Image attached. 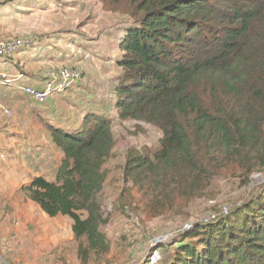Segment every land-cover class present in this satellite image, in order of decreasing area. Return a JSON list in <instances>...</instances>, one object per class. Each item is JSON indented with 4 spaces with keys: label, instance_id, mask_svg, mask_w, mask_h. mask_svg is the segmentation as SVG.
Returning <instances> with one entry per match:
<instances>
[{
    "label": "trees",
    "instance_id": "1",
    "mask_svg": "<svg viewBox=\"0 0 264 264\" xmlns=\"http://www.w3.org/2000/svg\"><path fill=\"white\" fill-rule=\"evenodd\" d=\"M108 1H127L133 17L117 39L120 72L108 102L120 120L161 131L157 149L131 150L123 163L138 192L151 196L147 210L208 195L228 166L253 184V173L264 174V0ZM111 122L88 112L73 133L48 126L62 152L55 178L36 175L23 186L47 216L70 217L82 261L109 248L98 194ZM237 200L171 241L164 264H264V184Z\"/></svg>",
    "mask_w": 264,
    "mask_h": 264
},
{
    "label": "rangeland",
    "instance_id": "2",
    "mask_svg": "<svg viewBox=\"0 0 264 264\" xmlns=\"http://www.w3.org/2000/svg\"><path fill=\"white\" fill-rule=\"evenodd\" d=\"M131 12L127 1L0 0V42L32 39L30 46L0 58V73H23L12 85L0 84V264H149L151 251L160 253L164 264L175 247L169 243L191 228L185 225L208 220L210 211L226 215L234 201L264 184V174L253 173L247 187L239 171L228 166L214 174L208 195L147 210L151 196L138 192L123 174V163L131 150L157 149L161 131L142 121L120 120L108 102V86L120 72L117 39L133 22ZM62 65L77 67L79 79L64 92L37 102L21 90L26 84L41 89L48 71ZM92 111L112 120L114 146L98 194L100 230L109 248L82 261L70 217L47 216L23 186L36 175L55 178L62 152L47 127L75 132Z\"/></svg>",
    "mask_w": 264,
    "mask_h": 264
},
{
    "label": "built area",
    "instance_id": "3",
    "mask_svg": "<svg viewBox=\"0 0 264 264\" xmlns=\"http://www.w3.org/2000/svg\"><path fill=\"white\" fill-rule=\"evenodd\" d=\"M32 44V39H17L7 40L0 42V58L9 57L16 53L20 48H26ZM78 72L77 67H70L62 65L54 70L48 71L46 78L42 84V88L38 89L29 84L20 86L21 90L27 95L31 96L37 102H43L47 100L53 94L64 92L72 84L79 81L75 73ZM58 76L59 78H55ZM23 77V73H17L13 77L5 73H0V83L6 85H12L15 80ZM191 227L192 224L185 225ZM160 253L153 251L149 256V264H156L159 261Z\"/></svg>",
    "mask_w": 264,
    "mask_h": 264
},
{
    "label": "crops",
    "instance_id": "4",
    "mask_svg": "<svg viewBox=\"0 0 264 264\" xmlns=\"http://www.w3.org/2000/svg\"><path fill=\"white\" fill-rule=\"evenodd\" d=\"M8 75H9V74H8ZM92 112H97V111H92ZM97 113H98V112H97ZM99 114H101V113H99ZM80 124H81V123H80ZM80 124H79V125H80ZM78 127H79V126H78ZM72 133H73V132H72Z\"/></svg>",
    "mask_w": 264,
    "mask_h": 264
}]
</instances>
